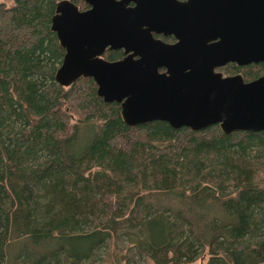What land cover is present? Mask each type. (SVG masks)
Instances as JSON below:
<instances>
[{
	"label": "trees",
	"instance_id": "trees-1",
	"mask_svg": "<svg viewBox=\"0 0 264 264\" xmlns=\"http://www.w3.org/2000/svg\"><path fill=\"white\" fill-rule=\"evenodd\" d=\"M12 1L10 6L0 4V264H76L80 259L77 251H92L101 238L96 239L94 231L83 232L79 228L96 193L103 188L100 178L108 180L105 164L127 169L126 159L130 160L144 145L164 158L165 164L157 169V174L163 176V187L136 185L129 199L120 203L138 200L179 216L204 241L212 256L218 253L224 264H243L237 251L230 248L250 222V216L243 212L251 207V202L245 203V208L238 206L253 186L245 183L236 196L215 195L208 188L213 199L196 208L194 193L185 190L184 185L177 186L184 178L179 176L176 163L185 153L208 154L215 150L220 154L235 140L259 132L225 134L219 124L200 130L174 129L157 120L127 125L121 117V104L105 102L93 79L82 77L69 86L55 80L65 54L51 29V18L60 0ZM71 1L80 8L86 6L84 0ZM105 56L116 60L123 52L112 50ZM233 68L242 72L247 81L264 74V63ZM14 107L24 123L18 141L22 145L41 141L54 151L59 167L40 164L30 168L25 164L26 154L4 141L2 128ZM26 152L30 154L29 150ZM126 169L124 174L130 173ZM50 170L61 188L44 224L38 227L31 221L25 193L29 188L42 191V176ZM194 181L197 185L198 181ZM168 228L169 223L161 224L152 233L149 245L156 254L167 248L161 240L168 237ZM237 250L246 255V264H264V242ZM110 256L109 253L107 260Z\"/></svg>",
	"mask_w": 264,
	"mask_h": 264
},
{
	"label": "water",
	"instance_id": "water-1",
	"mask_svg": "<svg viewBox=\"0 0 264 264\" xmlns=\"http://www.w3.org/2000/svg\"><path fill=\"white\" fill-rule=\"evenodd\" d=\"M84 1L87 10L60 0L51 19L66 50L58 83L93 78L105 102L121 104L129 126L157 120L174 129L264 131V75L246 81L215 71L230 61L264 62V0ZM153 32L179 42L166 44ZM107 48L127 55L106 60Z\"/></svg>",
	"mask_w": 264,
	"mask_h": 264
},
{
	"label": "rangeland",
	"instance_id": "rangeland-1",
	"mask_svg": "<svg viewBox=\"0 0 264 264\" xmlns=\"http://www.w3.org/2000/svg\"><path fill=\"white\" fill-rule=\"evenodd\" d=\"M12 2L0 0V4L5 3L6 6ZM23 127L19 110L14 107L1 136L9 146L26 154V166L36 168L40 164H49L51 168L59 167V162L54 159V151L41 141L34 140L25 145L18 141ZM228 148L220 154L211 150L208 154L202 151L197 155H180L176 167L180 168L179 176L182 174L184 179L178 181L177 186L184 185L185 190L190 189L194 193L193 204L196 208L213 199L212 193L207 192L208 188L213 189L215 195L236 196L245 183L253 186L247 189L246 199L238 206L245 208V203L248 205L251 202V207L243 212L246 217L250 216V222L245 225L242 237L234 241L230 248L237 251L239 262L246 264V255L237 249H247L248 246L264 242V132L235 140ZM27 150L30 154H27ZM134 154L130 160L126 159L129 157L125 158L126 172L130 171L128 174H124L125 169L117 164H105L108 180L100 178L103 188L96 193L94 204L88 208L79 228L83 232H96V239L101 238V241L92 251H77L75 254L80 259L76 264H224L218 253L211 255L204 241L197 238L179 216L138 200L120 203L126 197L129 199L136 185L163 187V176L157 174V169L165 164L164 158L148 145L141 146ZM50 173L42 176V191L29 188L25 193L31 221L38 227L44 224L45 216L61 188L58 180L53 179L56 178L54 172L50 170ZM194 180L198 181L197 185ZM254 186L259 187L255 189ZM72 192L76 194V190ZM172 193L176 194L175 191ZM168 223V237L161 240L167 248L162 254H156L149 245L152 233L158 225L166 226ZM221 246L227 248L226 244ZM109 253L111 256L107 260Z\"/></svg>",
	"mask_w": 264,
	"mask_h": 264
},
{
	"label": "flooded vegetation",
	"instance_id": "flooded-vegetation-1",
	"mask_svg": "<svg viewBox=\"0 0 264 264\" xmlns=\"http://www.w3.org/2000/svg\"><path fill=\"white\" fill-rule=\"evenodd\" d=\"M178 1H181V2H184V1H187V0H178ZM85 2V1H84ZM86 3V2H85ZM130 7H133L135 6V3L134 2H131L129 4ZM89 4L86 3V6L85 8H80L81 10H87L89 8ZM56 12V11H55ZM52 19V18H51ZM51 24H52V21H51ZM56 33V32H55ZM57 35V34H56ZM153 36L154 38L156 39H159L161 40L162 42L166 43V44H176L179 42V38L173 34V33H170V34H165L164 32H161V33H157V32H153ZM62 47V46H61ZM117 51V50H121L123 52V56L119 59H122L123 57H125L127 54L125 53V50L124 49H109L107 48L106 51L103 53L102 57L105 58L106 60H109V61H116V60H119V59H116V60H110V59H107L105 54L108 52V51ZM66 52V50H65ZM65 55V54H64ZM259 63H264V62H259ZM250 64H253V63H250ZM248 64V65H250ZM236 65L238 67H246L248 65H239L237 62H233V61H230L224 65H221V66H218L215 68V71L216 72H221L223 74V76H234V75H242L243 76V73L242 72H239V71H236L234 70L233 66ZM160 72H166L167 71V68L166 67H163V68H160L159 69ZM264 75V74H263ZM262 76V75H261ZM83 78H90V77H83ZM244 78V76H243ZM93 79V78H91ZM245 79V78H244ZM94 80V79H93ZM246 80V79H245ZM254 80V79H253ZM95 81V80H94ZM247 81V80H246ZM250 81V80H248ZM96 83V82H95Z\"/></svg>",
	"mask_w": 264,
	"mask_h": 264
}]
</instances>
